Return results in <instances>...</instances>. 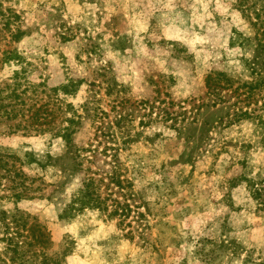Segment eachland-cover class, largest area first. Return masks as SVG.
Instances as JSON below:
<instances>
[{
    "label": "rangeland",
    "instance_id": "rangeland-1",
    "mask_svg": "<svg viewBox=\"0 0 264 264\" xmlns=\"http://www.w3.org/2000/svg\"><path fill=\"white\" fill-rule=\"evenodd\" d=\"M242 9L239 0H0V87L22 67L19 91L29 80L55 100L53 87L84 81L59 92L50 125L80 115L79 154L51 131L10 132L21 115L0 122V146L16 158L5 159L23 173L0 170V264H16L4 240L15 213L45 234L35 244L25 233L32 264H264V91H235L252 79L241 58L255 55L237 43L255 34ZM14 49L23 62L4 63ZM217 71L234 87L215 94L207 81ZM28 151L46 168L24 163ZM114 173L122 185L109 189L130 203L127 219L71 207L91 175L106 179L108 197ZM22 182L29 190L16 200Z\"/></svg>",
    "mask_w": 264,
    "mask_h": 264
},
{
    "label": "trees",
    "instance_id": "trees-1",
    "mask_svg": "<svg viewBox=\"0 0 264 264\" xmlns=\"http://www.w3.org/2000/svg\"><path fill=\"white\" fill-rule=\"evenodd\" d=\"M240 5L242 6V10L244 15L250 20L252 26L255 29V34L252 36H244L241 34V41L237 39V43L242 46H253L254 49V57L251 59L248 57H242L241 61L242 64L245 66L250 74L252 75V79L247 81H240L238 86L235 88V91L243 90V92L239 95H244L246 99H252L255 95H261L264 91V0H239ZM251 2L252 5H248ZM260 8H258V5ZM254 7V8H253ZM10 16L6 26H10ZM24 35V31L18 30L12 34V39L14 41L20 40L21 37ZM24 60L23 55H21L17 49L12 51H6L4 55L3 62L6 64L16 62L17 64H21ZM26 72V68L22 67L20 70L14 71V76L12 77V85L6 84L5 87H0V122L6 117L7 119H13L17 116L22 117L26 123L24 125L21 123L19 125L11 126L10 132H18L19 130H23L25 134H31L33 130L37 133H45L47 131L54 132L56 136H59L65 140H67V151L81 153L84 150V147L76 148L75 145L71 143V137L75 133V125L78 123V119L80 120V115H76L75 117H70L66 119L67 125L63 128H60L59 131L50 127L51 124H55V120L59 116L57 110H60V107L57 109L53 106L60 104L61 100L59 99V92H63L64 95H74L79 91V88L83 84V80H75L69 79V81L60 86V87H53L50 91L54 93L57 97V100L53 99L51 94H47L46 92L39 93L37 91L38 85L31 84L29 80H26L25 88L22 92L19 91V87L22 85V79L24 73ZM235 80L223 71H217L215 76L208 77V85L213 90L215 94H219V88L223 85L222 88L231 89L235 85ZM42 85V83H40ZM8 89V91H7ZM32 90V95L29 96L28 92ZM41 94H46L49 100H43L40 98ZM25 97L28 99L26 101ZM264 100V96H262ZM11 100L10 103H5V100ZM64 101V100H62ZM28 102H34V104H28ZM42 102V103H40ZM38 104V107L35 106ZM53 105V106H52ZM71 108V105H69ZM73 108V106H72ZM87 110V107H86ZM242 113L239 116H247L248 111H241ZM54 121V122H53ZM64 120H62L63 122ZM22 128V129H20ZM0 170L4 169L5 172H15L16 176L21 177L23 173L17 172L14 164H9V161L5 159V155L7 158L16 159L13 154L8 155L6 154L7 148L0 146ZM35 153L33 152H26L25 154V161L24 163H38L36 160ZM49 159H52V156L48 155ZM48 162V161H47ZM38 165H41L42 168H46V165L41 164L40 162ZM51 165V164H50ZM106 178L109 180V183L106 184V187L109 189V184L113 185H122V181L119 179L116 173L111 174L110 176L106 174ZM106 179H96L93 175L85 177L82 180V187L77 191V194L73 195V205L71 206L74 208V205H77V209L79 211H83L84 209L91 208V209H99L100 211L107 212L110 208H112L109 216L115 217L118 216L121 220L127 219L130 216L131 208L130 203L125 199L122 201L121 198L117 196L114 197L116 194L113 189L110 190L108 197L101 198V186L99 183L105 182ZM122 188V186H118ZM21 191H14L13 194L16 200H21L24 198L25 193L29 190V187L25 185L24 182L21 183ZM13 189V187H11ZM18 189L17 186L14 187V190ZM113 196V197H112ZM109 201L111 204H109ZM71 208V209H72ZM75 209V208H74ZM69 215L68 213L61 214V218L64 216ZM75 215V213H74ZM73 216V215H72ZM30 218V215L20 216L19 214H13L12 219L9 223H5V234L6 238L4 239L6 242V254L10 255V260L16 264H32L34 256L28 259V252L33 249L34 242L32 240H28L29 236L26 235V232H31V238L35 241V244L45 243V234L42 232V227L39 225L33 226L29 228L27 226L28 222L27 219ZM9 219V217H8ZM12 225V226H11ZM38 228V229H36ZM38 231L36 234L35 232ZM27 247V249H26ZM36 255V252L33 253ZM46 264L48 263V259L45 258L44 261ZM57 264V263H56Z\"/></svg>",
    "mask_w": 264,
    "mask_h": 264
}]
</instances>
